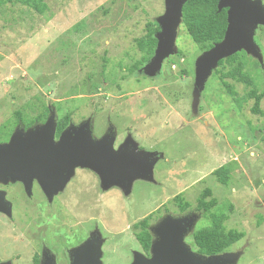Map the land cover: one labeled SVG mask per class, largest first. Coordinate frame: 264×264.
<instances>
[{"label":"rangeland","instance_id":"obj_1","mask_svg":"<svg viewBox=\"0 0 264 264\" xmlns=\"http://www.w3.org/2000/svg\"><path fill=\"white\" fill-rule=\"evenodd\" d=\"M23 2H0V101L4 99L8 105L9 97H17L21 105L32 97H90L81 98L78 104L80 110L84 104L97 107L94 132H103L108 118L117 133V140L107 132L95 140L91 136L93 142L112 136L114 150L127 143L138 149L139 143L142 151L162 156L154 166L153 182L134 181L128 197L116 185L111 186L121 191L113 189L103 199L96 194L93 202L92 196L81 204V197H74L72 202L86 205L85 210L90 203L95 214H83L81 209L78 214L70 212L74 204L64 205L56 222L62 232H71L73 221L83 218L103 222L104 216V221L112 225L140 221L151 214V223H160L167 216L194 217L192 230L196 231L210 223L196 209L201 192L209 188L223 211L225 228L245 234L230 248L233 252L225 253L238 255L233 264H264V117L251 113L253 100L245 97L249 89L227 79L238 93L240 102H234L215 73L217 65L206 78L197 105H193L195 63L204 52L192 42L182 23L177 30L175 53L163 61L159 74L151 78L143 73L147 78L139 79V70L133 75L126 72L125 68L142 56L135 40L145 35L149 23H156L164 14V0H45L44 14L36 13ZM259 23L252 32L254 49L238 51L244 50L245 57L253 59L248 61L246 71L260 93L264 88V75L259 73L264 67V54L254 42ZM238 24L242 26L241 21ZM259 38L264 50V34ZM115 73L122 79L111 86L109 79ZM85 83L96 84L97 89L89 91L87 85L88 92H82ZM106 97L119 102L126 99L129 111L120 113L118 105L107 107ZM1 106V114L9 116L13 108L8 111L7 106ZM90 110L84 107L79 117ZM41 126L14 134L21 133L24 139ZM126 131L131 138L118 145ZM223 165H230L232 171L226 186L212 174ZM6 173L7 170H0V180L7 177L1 175ZM178 194L189 203L184 213L173 202ZM18 202L19 199L17 205ZM25 205L17 207L21 217L14 214L15 221L44 223L40 208ZM24 213L30 214L25 218Z\"/></svg>","mask_w":264,"mask_h":264},{"label":"flooded vegetation","instance_id":"obj_2","mask_svg":"<svg viewBox=\"0 0 264 264\" xmlns=\"http://www.w3.org/2000/svg\"><path fill=\"white\" fill-rule=\"evenodd\" d=\"M216 8L218 9V0H216ZM237 8L239 9L240 6L236 3L235 9ZM246 9L249 17H258L264 20V0H249L244 10ZM220 11L225 13L227 22L228 8H223ZM254 31V42L264 54L263 41L259 38L260 34H264V24L259 23ZM235 55L238 61L243 59L246 65L252 59L245 57L244 50L236 52ZM140 60L141 58L139 62ZM148 62L137 69V71L139 70V79L147 78L140 70ZM163 70L162 67L161 74ZM259 73L264 75V67ZM116 76V73L111 75L109 85H118L117 81L120 82L122 77L117 78ZM262 92H264V88ZM236 94L238 97L237 92ZM81 98L90 97H32L21 105L17 103V97H9L8 105L3 99L0 101V145L8 143L16 131L26 132L44 125L49 118L54 121L53 139L55 142L59 141L64 131L72 127L79 128L85 124H88L93 140L102 137L107 132L115 136L117 140V133L114 132L108 118L104 131L99 132L100 134L94 132L97 107L84 104L80 110L78 103ZM106 99L109 101L107 107L111 106L113 109L118 105L120 109L116 108L120 113L129 111L126 99L121 102L114 97H106ZM70 102H77V104H70ZM1 105L7 106L8 111L13 108L9 116L1 114L3 108ZM84 107L86 109L90 107L91 110L79 117V113L84 110ZM127 131L122 139L120 138L118 145L131 138L130 132ZM118 145H114V147L116 148ZM138 149L143 150L139 143ZM51 170H53L52 167L46 166L33 178L25 176L24 181H15L14 173L12 175L10 169L6 174H1L7 175V177L0 180V264H74V262L75 264H132L135 258H139V254L147 259L151 258L152 245L159 240L158 232H156L159 221L147 224L139 223V221L125 224L117 222L110 225V222L104 221V216L101 217L103 222L95 221L94 218L89 220L83 218L80 221H73L71 232L63 233L61 226L56 225V222L60 220L58 213L62 212L64 205L71 207L74 204L70 208V212L75 211L78 214L81 209L83 214L93 216L95 212H93L94 209L90 203L88 210H85L86 205L79 206L82 200L92 196L91 202H93L96 194L103 199L111 190L120 189L114 186H103L98 175L96 176L91 170L78 168L74 175L66 181L63 175L51 172ZM71 183L73 184L68 188ZM121 194L124 197L127 196L123 191ZM74 197H81V201L77 200L80 204L72 202V199L75 200ZM25 204L29 208L33 206L36 210L40 208V211L44 212V223L38 224L30 222V220L15 221L14 214L18 218L21 217V214L16 211L17 207L26 206ZM47 209L51 213L47 212ZM24 214L23 217L27 218L26 215L30 213ZM198 214L202 215L201 212ZM181 215L183 214H179V216ZM194 232L192 229L185 230L183 235L187 236L183 239V243L195 256L207 259L220 256L225 252H233L230 248L227 251L214 254L198 251L193 245ZM147 244L148 249L146 250L145 245Z\"/></svg>","mask_w":264,"mask_h":264},{"label":"water","instance_id":"obj_3","mask_svg":"<svg viewBox=\"0 0 264 264\" xmlns=\"http://www.w3.org/2000/svg\"><path fill=\"white\" fill-rule=\"evenodd\" d=\"M165 12L156 19L159 31L154 54L142 68L148 77L159 74L163 61L175 53L177 30L182 23V9L188 0H164ZM249 0H238L240 8L235 9V0H218V11L228 8L227 26L223 39L215 43L196 60V80L193 92V105H197L204 89L205 80L219 61L234 55L244 48L254 49L252 32L255 25L264 20L249 17L245 9ZM239 10V11H237ZM238 21L244 23L239 27ZM50 118L37 132H29L26 138L21 133L13 134L6 144L0 145V170L10 169L15 181H23L25 176L33 178L41 170L50 166L55 173L69 180L76 168H89L100 176L104 186L116 185L125 195L131 191L136 180L153 182V169L162 158L154 152L139 151L133 143L113 149V137L93 142L88 124L64 131L55 144L54 121ZM46 130L51 133L46 134ZM20 134V135H19ZM41 136L36 139V136ZM23 140H22V139ZM57 169V170H56ZM194 217L161 220L156 232L159 240L152 245L151 258L139 254L132 264H233L238 255L223 254L207 259L195 256L183 243L184 232L195 227ZM164 233V234H163ZM75 264V262H74Z\"/></svg>","mask_w":264,"mask_h":264},{"label":"trees","instance_id":"obj_4","mask_svg":"<svg viewBox=\"0 0 264 264\" xmlns=\"http://www.w3.org/2000/svg\"><path fill=\"white\" fill-rule=\"evenodd\" d=\"M17 1L0 0V2H5V4ZM23 3L38 14H44L47 9L45 0H24ZM182 25L185 27L192 42L199 47L201 52H204L223 39L227 26L226 15L224 12L218 11L216 0H188L182 9ZM157 31H159L158 25L155 22L149 23L146 26L145 35L135 40L136 49L140 51L142 56L140 62L137 60L125 68L129 75L135 74L137 69L152 57L157 43L154 37ZM245 63L243 59L238 61L234 54L219 61V68L216 69L215 73L219 75L222 85L234 102L239 103L240 100L238 99L239 97H236V91L228 83L227 79L244 84L249 89L245 97L253 100V105L250 109L251 113L264 117V108H261L264 92H258L254 79L246 71ZM102 67V70H104L105 65ZM82 85V92H88V84ZM88 86H90L89 91L97 89L96 84L90 83ZM231 172L230 165H223L213 171L212 174L220 184L226 186ZM173 202L177 204L181 213H184L189 208V203L184 201L180 194L173 198ZM196 209L202 211V214L210 222L208 226L196 230L192 236L193 245L198 251L205 254L224 252L244 238V232L225 228L223 225L225 216L221 208L217 206V201L212 196V191L209 188H205L201 192L197 199ZM151 218L152 214L141 219L139 223L147 224ZM145 249H148V244L145 245Z\"/></svg>","mask_w":264,"mask_h":264}]
</instances>
